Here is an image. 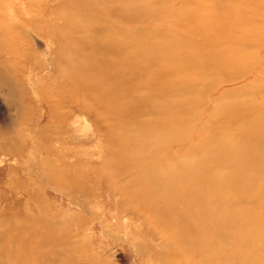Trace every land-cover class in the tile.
<instances>
[{
	"label": "rangeland",
	"instance_id": "1",
	"mask_svg": "<svg viewBox=\"0 0 264 264\" xmlns=\"http://www.w3.org/2000/svg\"><path fill=\"white\" fill-rule=\"evenodd\" d=\"M0 264H264V0H0Z\"/></svg>",
	"mask_w": 264,
	"mask_h": 264
}]
</instances>
